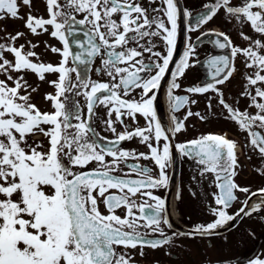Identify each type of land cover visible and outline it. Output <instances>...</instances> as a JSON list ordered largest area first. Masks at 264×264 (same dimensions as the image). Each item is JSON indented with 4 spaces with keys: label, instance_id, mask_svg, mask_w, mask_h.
<instances>
[{
    "label": "snow or ice",
    "instance_id": "1",
    "mask_svg": "<svg viewBox=\"0 0 264 264\" xmlns=\"http://www.w3.org/2000/svg\"><path fill=\"white\" fill-rule=\"evenodd\" d=\"M22 3L31 6V0H22ZM147 5L139 0H46L48 18L29 13L25 27L38 36L47 33L51 26L50 35L63 46L51 47V51L61 57L56 65L34 62L33 58L39 61L34 50L26 51L24 45L17 47L15 41L24 33L11 36L8 45L0 43V74L5 76L0 79V264H132L129 251L140 248L139 255L143 257L146 247L155 250L170 244L171 237L161 227L163 224L171 228L168 198L153 192L170 186L167 169L174 163L173 147L184 157L196 159L204 166L202 175L213 173L219 189L213 194L218 207L212 212L217 218L183 235H209L241 214L251 215L261 210L259 204L247 210L251 196L258 194L252 192L235 214L227 211L237 201V191H250L234 181L238 167L236 142L224 135L207 134L173 145L169 133L174 136L184 131V122L173 116V126L165 129L157 119L158 97L154 90L161 88L173 61L179 12L176 0H147ZM220 9L247 22L255 33L264 35V0H242L239 6H232V0H216L214 5L206 6L197 23L211 20ZM18 13V0H0V19H22ZM77 14L83 18L77 19ZM73 25L84 26L87 37L85 43L77 42L81 51L75 53L68 41V35H74ZM218 35L223 37V42L215 41L219 48L231 46L226 34ZM240 35L251 41L243 32ZM156 38L164 43L166 52L155 50ZM30 47L35 49L38 45L30 44ZM189 52L190 49L185 51L171 73L167 96L173 113L189 103H196L194 99L190 101L188 95H174V90L181 87L178 77L190 67ZM144 53L149 54L147 62ZM6 54L13 59L9 60ZM97 56L102 57V68L97 71H103L111 82L83 79L78 73L79 83L71 84L70 74L77 69L68 66L69 58L74 63L90 65ZM238 56L246 59V68L254 69L253 75L245 77L247 84L242 95L248 96L250 106L258 110L255 115L234 109L217 87L232 77L236 70L233 60ZM231 57L233 59L215 57L210 61L214 83L186 91L216 93L229 118L248 133L251 145L264 157V135L255 130L264 129V88L257 86L264 85V43L255 40L243 49L231 46ZM28 72L37 74L40 81L45 80V74H57V79L48 81L55 94H45L53 112H41L30 102V92L21 94L31 87L25 76L20 75ZM12 73L18 75L14 78ZM249 86L254 87V95L248 90ZM71 88L85 90L83 95L89 113L88 120L77 114L79 122L76 124L71 123L60 99ZM137 90L138 99L133 96ZM35 91L37 89L32 88V92ZM97 105L107 109L106 130L116 135V140L109 141L108 147H102L92 138L94 129L89 120ZM138 115L144 118L145 126L129 130L124 118L136 122ZM193 115L204 119L200 113L190 110L183 119L186 121ZM117 124L124 126L123 132L117 133ZM37 133L48 138L47 150H38L42 145L29 143V138ZM133 138H139L148 152L119 147L120 142ZM106 156L112 159L106 161ZM139 159L151 161L158 174L154 176L147 165L128 163ZM93 162L97 167L92 170H73L85 169ZM122 166L138 178L132 179L130 173L118 174L123 171ZM258 192L264 195V188ZM138 194L147 197L139 205L133 199ZM101 204L107 214L101 211ZM118 209L125 210L123 217L117 214ZM156 235L160 238H149ZM117 247L126 251L117 252ZM252 264H264V259H256Z\"/></svg>",
    "mask_w": 264,
    "mask_h": 264
},
{
    "label": "flooded vegetation",
    "instance_id": "2",
    "mask_svg": "<svg viewBox=\"0 0 264 264\" xmlns=\"http://www.w3.org/2000/svg\"><path fill=\"white\" fill-rule=\"evenodd\" d=\"M144 6L147 0H139ZM178 4V33L176 48L173 53V61L169 65V71L166 73L161 82V88L156 91L158 100L156 101L157 119L165 129L173 126L172 117L183 121L185 130L175 134L169 133L170 141L173 145L186 143L188 141L198 139L207 134L224 135L227 139L236 142V155L238 167L234 181L240 187L250 189L248 193L236 192L237 201L233 202L231 207L227 209L229 214H235L242 206L244 200L251 196L252 192H257L256 196H251V200L247 205V210L259 204L261 210L251 215L241 214L235 221H230L225 226L218 228L214 233L201 236L195 234L193 236L183 235V233L192 232L199 225H207L213 222L217 217L213 215L212 210L218 206L214 201V193H218L219 189L215 186V176L213 173H204L202 165L197 163L196 159L184 157L178 150L173 147V165L167 169L170 177L169 188H161L154 190L153 194L162 198H168V217L171 228L167 225H161L167 236L171 237V243L163 247L153 250L150 247L143 249L145 255H139L140 248L129 251L132 256V264H252L256 259H264V195H260L258 190L264 188V157L261 156L258 149L254 148L250 143L248 133L238 127V124L229 118L227 110L219 104V97L214 92L205 94H191L186 91L190 87L206 86L214 83V69L210 65V61L215 57L227 56L231 57V46L240 48L249 47L255 40L264 43V35L255 33L247 22H241L235 17L227 14L225 9H220L217 14L207 22L197 23L199 16L206 11V6H212L216 0H176ZM242 0H232V6H239ZM19 17H6L0 19L3 24L0 26V36L5 37L6 33L15 36L21 32L25 35L19 39V45H25L28 39H33L34 44L38 45L39 60L43 63H59L61 57L59 54L53 53L51 47L62 48L61 42L50 35L51 26L47 33L41 35H33L25 27V20L29 13L34 17L48 18L46 10V0H31V6H26L22 0H18ZM83 18L77 14V19ZM39 31V30H38ZM72 31L74 35H68L69 46L73 53L81 51L77 42L85 43V27L73 25ZM3 32V33H2ZM11 32H14L12 34ZM251 37V41L244 40L240 33ZM2 33V34H1ZM224 33L231 40V46L224 49L219 48L215 41L223 42V37L218 34ZM67 34V33H66ZM1 43V42H0ZM156 51L166 52L164 43L156 38ZM188 63L190 67L186 69L183 76L178 77L177 82L181 85L179 89L174 90V95H188L190 101L195 100V104L189 103L186 108L179 112L173 113L169 108L167 89L171 82V73L176 70V65L180 62L185 51H189ZM149 54L144 53L145 61H148ZM154 59V58H153ZM235 72L232 77L223 85H217L223 93L226 103L240 112L247 111L249 114L255 115L257 109L251 107V100L248 96L242 95L245 92L247 81L246 76L253 75L254 69L245 67L246 59L238 56L233 60ZM69 67H75L76 72L70 74L71 84L79 83L77 74L83 79H90L98 82L110 83V78L97 69L102 68V57L97 56L92 59L90 65H80L73 62L69 58ZM154 74V73H153ZM264 74V73H262ZM57 76V74H54ZM54 80V79H53ZM257 86L264 88V85ZM249 91L254 95V87L249 86ZM83 88H71L62 96L61 102L66 106V111L70 115L72 124L79 121L76 115L79 114L82 119L88 120L89 113L87 110V101L83 92ZM55 94V89L50 91ZM106 95V93H105ZM135 98H139V90L133 93ZM211 105V106H209ZM49 113L54 111L52 103L49 101ZM51 110V111H50ZM200 113L204 119L195 115L190 116L186 121L183 119L187 111ZM94 115H91L89 125L94 129L92 138L102 147H108L109 141H115L116 135L106 130L105 120L107 117V109L102 105H97L94 109ZM115 119V116L112 117ZM125 123L129 126V130L135 127H144L145 120L141 116H137V121L133 122L131 118L125 117ZM47 128V126H44ZM117 133L124 131L123 125H116ZM256 131L264 135V129L255 128ZM69 131H73L70 129ZM42 150H47L48 138L39 133ZM106 138V139H105ZM119 147L124 150L135 149L138 153H147L148 149L145 145L139 143V138H133L130 141L120 142ZM106 161L112 158L106 156ZM67 158L65 157V161ZM128 163H138L141 166L147 165L152 169L153 175L158 174L151 161L129 160ZM97 167L96 163L89 164L85 169H76L74 171H89ZM123 171L118 173H130L126 166H122ZM132 179L138 178L135 173H130ZM116 192V190H110ZM179 193V200L177 194ZM137 205L144 202L147 197L137 195L133 197ZM101 211L107 214L106 209L101 204ZM117 214L122 217L125 214L124 209H118ZM137 215L139 213L137 212ZM143 223V221H141ZM149 238H160L158 235ZM117 252H124L125 249L117 247Z\"/></svg>",
    "mask_w": 264,
    "mask_h": 264
},
{
    "label": "rangeland",
    "instance_id": "3",
    "mask_svg": "<svg viewBox=\"0 0 264 264\" xmlns=\"http://www.w3.org/2000/svg\"><path fill=\"white\" fill-rule=\"evenodd\" d=\"M3 23L0 22V26L2 25ZM3 33V32H2ZM1 33V34H2ZM12 34L15 35L14 32H11ZM0 42L1 43H4L5 45H8L9 43H11L10 41V38H9V34L6 33L5 37H1L0 36ZM26 44L24 45L25 46V50H34L38 56L40 57V54L38 52V50L36 49H31L30 47V44H34V40L33 39H28L26 40ZM30 42V43H29ZM19 43H21V40H17L15 41V45L17 47H19ZM6 57L9 59V60H12L13 57L9 54H6ZM34 59V62H41L40 60L39 61H35V58ZM12 75L14 76V78L18 75L16 73H12ZM20 75H24L25 76V79L27 80L28 84L31 86L27 89V91L25 92L24 90H22L21 94H27V93H31V97H30V102L35 104L37 106V108L41 111V112H49V101H47L45 99V94L47 93H50V91H52L54 88L48 83V81H51L53 79H57V76L54 75V74H45V80L44 81H40L38 79V76L37 74H34V73H31V72H28V73H21ZM0 79H5V76L3 74H0ZM10 86H12V82L9 81L8 82ZM32 88H36L37 91L35 92H32ZM51 111V110H50ZM39 133H37L36 135H33L29 138V143L32 144L33 146H35L36 144H40V142H36V138L39 137L38 135ZM38 150H42L41 149H38Z\"/></svg>",
    "mask_w": 264,
    "mask_h": 264
}]
</instances>
